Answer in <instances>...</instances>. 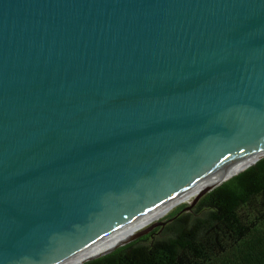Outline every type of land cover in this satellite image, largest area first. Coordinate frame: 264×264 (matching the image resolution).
Segmentation results:
<instances>
[{
    "label": "water",
    "instance_id": "95a60500",
    "mask_svg": "<svg viewBox=\"0 0 264 264\" xmlns=\"http://www.w3.org/2000/svg\"><path fill=\"white\" fill-rule=\"evenodd\" d=\"M262 158L264 0H0V264H59Z\"/></svg>",
    "mask_w": 264,
    "mask_h": 264
},
{
    "label": "trees",
    "instance_id": "16d2710c",
    "mask_svg": "<svg viewBox=\"0 0 264 264\" xmlns=\"http://www.w3.org/2000/svg\"><path fill=\"white\" fill-rule=\"evenodd\" d=\"M184 207L165 226L84 264H264V158Z\"/></svg>",
    "mask_w": 264,
    "mask_h": 264
},
{
    "label": "bare ground",
    "instance_id": "6f19581e",
    "mask_svg": "<svg viewBox=\"0 0 264 264\" xmlns=\"http://www.w3.org/2000/svg\"><path fill=\"white\" fill-rule=\"evenodd\" d=\"M257 159H251L250 161L239 164L237 166H234L230 170H228L226 173L215 176L204 183L193 187L192 189L186 191L184 194L179 196L177 199L161 206L160 208L150 212L149 214L141 217L140 219L130 223L129 225H124L120 227L119 229L113 231L112 233L104 236L103 238L94 241L90 245L84 247L80 251L76 252L72 256L68 257L67 259L63 260L59 264H82L89 258H92L94 256L103 254L105 252H108L120 244L126 242L127 240L133 238L135 236V231L143 224L147 223L171 206L175 205L176 203L180 202L181 200H184L185 198L191 196L192 194H195L196 192L203 189V191L209 187L217 186L221 183H223L226 179L242 172L244 169H246L248 166L252 165L256 162ZM134 233V234H133Z\"/></svg>",
    "mask_w": 264,
    "mask_h": 264
},
{
    "label": "rangeland",
    "instance_id": "374dc122",
    "mask_svg": "<svg viewBox=\"0 0 264 264\" xmlns=\"http://www.w3.org/2000/svg\"><path fill=\"white\" fill-rule=\"evenodd\" d=\"M201 192H203V189H201L200 191L196 192L195 194H192L191 196L185 198L184 200H181L180 202L176 203L175 205L171 206L170 208H168L167 210H165L164 212H162L161 214H159L158 216H156L155 218H153V219L150 220L149 222H147V223H143V224H142V225H141V226H140V227L134 232L135 235L147 231L151 226H153V225L156 224L157 222L163 221L164 219H166L167 217H169L170 214H172L173 212H175V211H176L177 209H179L180 207H182V206H187V207L190 206V205L193 203L194 199L197 197V195L200 194ZM202 198H203V197H202ZM200 200H201V199H200ZM184 212H186V211H184ZM155 228H157V227H155ZM155 228H153V229H155ZM153 229H152V230H153ZM152 230H151V231H152ZM134 233H133V234H134ZM144 235H145V234L136 237L133 241H135L136 239H138V238H140V237H142V236H144ZM133 241H131V242H133ZM131 242H130V243H131ZM130 243H128V244H130ZM126 245H127V244H126ZM123 246H125V245H123ZM123 246H119V247L115 248L112 252H114L115 250H117V249H119V248H121V247H123ZM112 252H111V253H112ZM109 254H110V253H109ZM86 262H88V261H86ZM86 262H84V263H86ZM84 263H82V264H84Z\"/></svg>",
    "mask_w": 264,
    "mask_h": 264
},
{
    "label": "flooded vegetation",
    "instance_id": "af4514ba",
    "mask_svg": "<svg viewBox=\"0 0 264 264\" xmlns=\"http://www.w3.org/2000/svg\"><path fill=\"white\" fill-rule=\"evenodd\" d=\"M185 207H186V206H185ZM185 207H184V208H185ZM184 208H183V209H184ZM171 220H172L171 217H167L166 219L163 220V222L168 223V222L171 221Z\"/></svg>",
    "mask_w": 264,
    "mask_h": 264
}]
</instances>
